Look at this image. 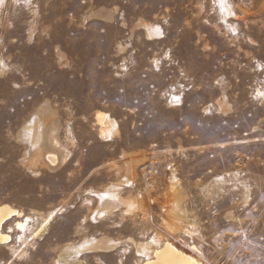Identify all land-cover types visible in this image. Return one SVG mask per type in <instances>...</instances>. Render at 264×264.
<instances>
[{"label":"rangeland","instance_id":"1","mask_svg":"<svg viewBox=\"0 0 264 264\" xmlns=\"http://www.w3.org/2000/svg\"><path fill=\"white\" fill-rule=\"evenodd\" d=\"M0 168V264H264V0H0Z\"/></svg>","mask_w":264,"mask_h":264},{"label":"bare ground","instance_id":"2","mask_svg":"<svg viewBox=\"0 0 264 264\" xmlns=\"http://www.w3.org/2000/svg\"><path fill=\"white\" fill-rule=\"evenodd\" d=\"M99 122H104V115H98ZM52 161H55V155H49ZM1 169V168H0ZM17 213L16 209L8 204L0 205V243L9 240L10 235L4 233L2 230L3 225ZM21 227L22 223H18ZM142 250L147 251V259L143 264H202L193 254H189L184 250L178 248L173 243L166 241L162 245L151 250L146 245L141 246Z\"/></svg>","mask_w":264,"mask_h":264}]
</instances>
